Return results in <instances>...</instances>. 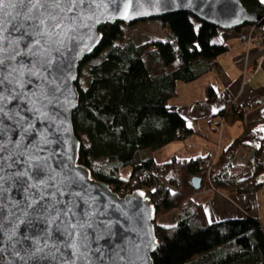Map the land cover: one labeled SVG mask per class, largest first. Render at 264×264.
<instances>
[{"label":"water","instance_id":"1","mask_svg":"<svg viewBox=\"0 0 264 264\" xmlns=\"http://www.w3.org/2000/svg\"><path fill=\"white\" fill-rule=\"evenodd\" d=\"M27 7L16 6L20 15L6 17L11 23L3 33L0 264H154L159 242L151 199L140 191L119 196L79 162L73 113L80 64L102 42L104 24L190 13L232 31L264 25V16L240 0H83L39 25L24 18ZM40 29L44 34L36 35ZM257 132L264 136V125ZM191 184L201 190L202 178Z\"/></svg>","mask_w":264,"mask_h":264},{"label":"trees","instance_id":"2","mask_svg":"<svg viewBox=\"0 0 264 264\" xmlns=\"http://www.w3.org/2000/svg\"><path fill=\"white\" fill-rule=\"evenodd\" d=\"M250 12L264 16L261 0H240ZM168 29L167 41H127L124 24H104L98 48L84 59L76 82L79 105L73 113V126L81 142L79 162L91 177L119 193L121 188L152 187L157 180L151 172L163 168L162 182L152 193L156 207L155 229L159 242L152 256L154 264H264L263 224L254 217L211 223L203 205L195 201L198 190L192 179L201 175L205 158L177 160L165 164L154 161L153 152L193 134L187 120L170 105L177 96V83H191L209 72L228 46L216 40L218 30L198 21L190 13L168 14L160 19ZM208 102L218 96L206 89ZM227 124L243 121L239 106L225 107L218 114ZM264 118L244 124L243 133L221 154L202 179V188L256 193L264 187L257 178L264 175L260 156L264 136L257 132ZM260 142L253 162V174L242 180L230 176L224 166L225 155L240 144ZM131 168L130 177L122 176ZM171 185L177 191L171 192ZM177 211L173 226L157 221Z\"/></svg>","mask_w":264,"mask_h":264},{"label":"crops","instance_id":"3","mask_svg":"<svg viewBox=\"0 0 264 264\" xmlns=\"http://www.w3.org/2000/svg\"><path fill=\"white\" fill-rule=\"evenodd\" d=\"M244 32V29L220 30L216 40L228 46L227 53L222 54L212 70L199 79L177 83V96L170 105L187 120L188 129L194 132L154 151L155 163L162 165L172 159L216 157L225 153L243 133L244 124L264 118V49L255 44L246 45ZM208 86L214 87L218 96L213 103L207 100ZM232 105L241 107L245 118L235 124H227L218 114ZM252 145L259 149L260 142ZM263 153L259 159L264 164ZM126 170L129 178L131 168ZM194 199L204 206L211 223L252 216L264 225V187L256 193L239 195L230 190L198 191ZM177 218L175 211L164 215L157 224L173 226Z\"/></svg>","mask_w":264,"mask_h":264},{"label":"built area","instance_id":"4","mask_svg":"<svg viewBox=\"0 0 264 264\" xmlns=\"http://www.w3.org/2000/svg\"><path fill=\"white\" fill-rule=\"evenodd\" d=\"M244 34H243V40L246 45H256L262 49H264V25L261 23H255L253 25H245L243 27ZM165 32H168V29H165ZM257 148H255L253 145H238L237 147L233 148L232 151H229L225 155V163L224 166L226 168V171L230 176H235L236 179L242 180L247 179L253 174V162L254 157L257 152ZM221 157V154L216 155L214 158H205V162L201 166V175L200 177L203 179L204 177H208L210 175V171L213 168V166L216 164L217 160ZM151 175L154 176V178L157 180V184L153 185L152 187H141L140 189L133 190L132 187H124L121 188L120 192L117 193L121 197H127L130 196L135 191H140L143 193L144 197L147 199H151L152 193L159 187V183L162 182L163 174V168L160 167L159 169H156L151 172ZM166 188L171 191H177V189L171 185L166 186ZM210 190V189H204L203 191ZM248 218V216L245 217V219ZM264 230V225H263Z\"/></svg>","mask_w":264,"mask_h":264},{"label":"snow or ice","instance_id":"5","mask_svg":"<svg viewBox=\"0 0 264 264\" xmlns=\"http://www.w3.org/2000/svg\"><path fill=\"white\" fill-rule=\"evenodd\" d=\"M82 2L83 0H0V66H3L5 63V57L2 55L4 52L3 33L7 30V25L11 23L6 17H11L12 20H15L16 17L20 15V12H15L14 14L17 5H28L24 15L26 20L35 19L38 20L39 25H44L46 24L45 18L56 21L61 11H70L74 4ZM262 2H264V0H262ZM61 5L66 6V8H62ZM19 27H23V25H19ZM49 27L55 29L56 24H52ZM35 34L42 35L44 34V30L40 29V31ZM2 83L3 80L0 79V84ZM2 111L3 107L0 106V112Z\"/></svg>","mask_w":264,"mask_h":264},{"label":"rangeland","instance_id":"6","mask_svg":"<svg viewBox=\"0 0 264 264\" xmlns=\"http://www.w3.org/2000/svg\"><path fill=\"white\" fill-rule=\"evenodd\" d=\"M124 30H125V35H127L126 42L132 41L134 44L135 43L142 44V43H146V41H156V40L167 41V39H169V34L165 32V28L160 19L145 20L142 22L134 23V25L124 24ZM262 158L264 160V153ZM127 173L128 170L124 169L122 176L127 178L129 174Z\"/></svg>","mask_w":264,"mask_h":264}]
</instances>
